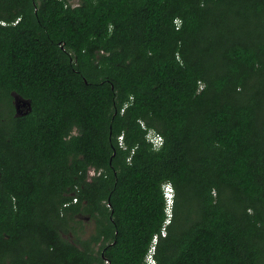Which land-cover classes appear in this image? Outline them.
<instances>
[{
  "label": "trees",
  "instance_id": "trees-1",
  "mask_svg": "<svg viewBox=\"0 0 264 264\" xmlns=\"http://www.w3.org/2000/svg\"><path fill=\"white\" fill-rule=\"evenodd\" d=\"M154 234L155 264H264V0H0V264Z\"/></svg>",
  "mask_w": 264,
  "mask_h": 264
},
{
  "label": "built area",
  "instance_id": "built-area-1",
  "mask_svg": "<svg viewBox=\"0 0 264 264\" xmlns=\"http://www.w3.org/2000/svg\"><path fill=\"white\" fill-rule=\"evenodd\" d=\"M147 139H148V141H150L152 143V146L154 148H157L162 144V136L153 130H149V132L147 133ZM118 140H119V142H118L119 146L122 147V145H123L122 135L118 136ZM169 187H171V186L166 185V187H165L166 191L164 192V196H165V200H166L165 210H166V214H167L168 218H170V216H171V208H172V204H173V190L171 188V191H170L168 189ZM162 233L164 234V227L162 228ZM153 240L154 241L156 240V236L153 237ZM153 249H154V246L151 247L150 253H149V255H147V261L151 264L154 263V260L152 259Z\"/></svg>",
  "mask_w": 264,
  "mask_h": 264
},
{
  "label": "water",
  "instance_id": "water-1",
  "mask_svg": "<svg viewBox=\"0 0 264 264\" xmlns=\"http://www.w3.org/2000/svg\"><path fill=\"white\" fill-rule=\"evenodd\" d=\"M13 95L16 114H22V109L25 107L28 109L30 108V101L28 99H23L15 93H13Z\"/></svg>",
  "mask_w": 264,
  "mask_h": 264
},
{
  "label": "clouds",
  "instance_id": "clouds-1",
  "mask_svg": "<svg viewBox=\"0 0 264 264\" xmlns=\"http://www.w3.org/2000/svg\"><path fill=\"white\" fill-rule=\"evenodd\" d=\"M149 130H153V129H149ZM149 130L147 131V133L149 132ZM153 131H155V130H153ZM155 132H156V131H155ZM147 133H146V140L148 141V139H147ZM157 133H158V132H157ZM148 142L152 145V143H151L150 141H148ZM152 147H153V146H152ZM153 148H154V147H153ZM157 148H158V147H157ZM165 187H166V185L164 186V192L166 191ZM164 198H165V196H164ZM165 203H166V200H165ZM165 206H166V204H165ZM165 211H166V210H165ZM162 228H163V227H162ZM160 234L163 235V233H162V229H161V231H160ZM154 236H156V240H155V241L153 240V237H154ZM153 237H152L151 245H150V247H149V249H148V251H147V253H146V256H145V258H144V261H145L146 264H151V263H149V262L147 261V255H149L152 246H154V249H153V251H152V259L154 260V263H153V264H155V258H154V256H153V254H154L155 243L157 242L158 234H154Z\"/></svg>",
  "mask_w": 264,
  "mask_h": 264
},
{
  "label": "rangeland",
  "instance_id": "rangeland-1",
  "mask_svg": "<svg viewBox=\"0 0 264 264\" xmlns=\"http://www.w3.org/2000/svg\"><path fill=\"white\" fill-rule=\"evenodd\" d=\"M171 191V187L168 188ZM84 232L83 236L87 237L93 229V222L90 219H84Z\"/></svg>",
  "mask_w": 264,
  "mask_h": 264
},
{
  "label": "flooded vegetation",
  "instance_id": "flooded-vegetation-1",
  "mask_svg": "<svg viewBox=\"0 0 264 264\" xmlns=\"http://www.w3.org/2000/svg\"><path fill=\"white\" fill-rule=\"evenodd\" d=\"M84 219H88V216H84Z\"/></svg>",
  "mask_w": 264,
  "mask_h": 264
}]
</instances>
